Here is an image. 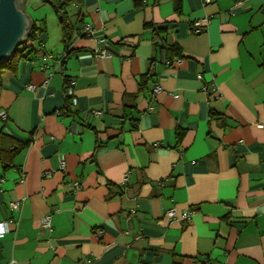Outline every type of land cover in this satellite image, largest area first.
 I'll return each mask as SVG.
<instances>
[{
  "label": "crops",
  "instance_id": "obj_1",
  "mask_svg": "<svg viewBox=\"0 0 264 264\" xmlns=\"http://www.w3.org/2000/svg\"><path fill=\"white\" fill-rule=\"evenodd\" d=\"M58 1L1 75L0 264H264V0Z\"/></svg>",
  "mask_w": 264,
  "mask_h": 264
},
{
  "label": "trees",
  "instance_id": "obj_2",
  "mask_svg": "<svg viewBox=\"0 0 264 264\" xmlns=\"http://www.w3.org/2000/svg\"><path fill=\"white\" fill-rule=\"evenodd\" d=\"M66 1L67 0H59L56 3V10L60 11L61 9H63L65 7ZM174 5H175V9L179 11L181 7V0H174ZM59 21L63 31V42L65 43L66 48H68L67 44L71 40V36H72L71 24L67 21L65 15L61 16ZM145 26L152 29L153 32L152 41L154 46H160L161 50H164V52L167 51L168 53H171V55L173 56H180V50L176 44H172L168 47L161 45V41L163 39V35L161 32L166 33V30L154 28L153 25L149 23H146ZM37 38H38V28L33 23L31 24V27L28 30L25 40L15 47L14 53L11 56H9L6 60L0 63V84H1L2 73L5 71L15 72L19 60H21L24 56H26L28 52L34 50L35 47L33 45L34 42H37ZM71 51L72 50L69 49L66 50L63 57H68ZM149 78H151L150 71L142 76L140 88H143V85L145 84L146 80H148ZM64 80H65V88H66V96H65L66 104L64 108H65V112H67L68 110L66 109H69L70 107L72 108L74 104L72 100L73 98L72 95H70L67 91V89L71 87L69 79L64 76ZM23 146L24 145L22 143L16 141L12 137H9L5 133H3L2 130L0 129V164L3 166V168L13 165V158L15 154H17Z\"/></svg>",
  "mask_w": 264,
  "mask_h": 264
},
{
  "label": "water",
  "instance_id": "obj_3",
  "mask_svg": "<svg viewBox=\"0 0 264 264\" xmlns=\"http://www.w3.org/2000/svg\"><path fill=\"white\" fill-rule=\"evenodd\" d=\"M31 27L23 0H0V63L14 53Z\"/></svg>",
  "mask_w": 264,
  "mask_h": 264
},
{
  "label": "built area",
  "instance_id": "obj_4",
  "mask_svg": "<svg viewBox=\"0 0 264 264\" xmlns=\"http://www.w3.org/2000/svg\"><path fill=\"white\" fill-rule=\"evenodd\" d=\"M209 1H210V0H205V2H209ZM207 22H208V19H207V18H203V19H201V20H199V21H195V22L193 23V26H194V28L198 31V30L202 29V28L204 27V25L207 24ZM83 30H84V32H86V33H91L92 28H91V26H90L89 24H87V25L84 27ZM102 54H104V53L102 52ZM159 90H160V86H159V85H156L153 91H154V92H158ZM69 93H71V90H69ZM72 100H73V104L75 105V103H76L75 98H73ZM95 113H97V112H95ZM0 117L3 118V119H6V117H7L6 112H5V111H1V112H0ZM59 165H60L61 168H62V167L65 165V160H64V159L60 160ZM10 205H11L13 208H17L18 203H17V202H12ZM166 215H167L169 218L172 219V218L176 217L177 213H176V211H175L174 209H169V210L166 211ZM187 216H188V213H186V212H184V213L182 214V217H183V218H186ZM42 223H43V225H48V224H49V217H44V218L42 219ZM7 231H8V230H7V227H5V226L3 225V223H0V236H3L4 233H6ZM100 232H101V231L99 230L98 233H100Z\"/></svg>",
  "mask_w": 264,
  "mask_h": 264
}]
</instances>
